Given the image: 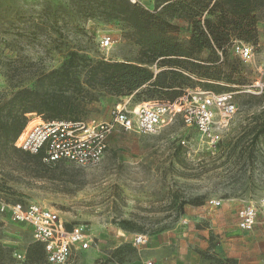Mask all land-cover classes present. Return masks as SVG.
Returning a JSON list of instances; mask_svg holds the SVG:
<instances>
[{
    "label": "rangeland",
    "instance_id": "obj_1",
    "mask_svg": "<svg viewBox=\"0 0 264 264\" xmlns=\"http://www.w3.org/2000/svg\"><path fill=\"white\" fill-rule=\"evenodd\" d=\"M101 3L0 0V98L21 87L40 89L47 73L72 58L79 66L101 59L145 61L129 25L111 11L108 0L105 6ZM139 4L150 10L156 7L154 1ZM258 17L253 47L264 59V14ZM169 20L173 25L169 34L187 44L192 29L186 17ZM103 35L113 40L108 49L98 44ZM208 53L203 50L198 57ZM228 55L238 60L231 51ZM147 66L155 72L164 68ZM84 72L85 68L82 76ZM190 77L193 86L188 90L211 91L202 86L206 79ZM260 78L264 80V75L253 64L241 62V77L235 81L242 84L217 82L224 89L211 92L231 93L236 110L219 123L220 138L213 144L176 116L155 134L114 128L94 167L39 162L13 148L1 150L0 198L50 209L65 226L83 225L93 240L88 249L74 251L71 264H169L186 247L200 256L201 264H231L216 257L225 240L235 252L247 247L264 252V218L249 231L236 225L237 211L264 196V138L253 141L264 119V103L253 93ZM81 95L90 100L81 117L97 122L109 120L118 103L131 108L147 100L117 97L90 86ZM213 199H221V206L210 207ZM122 220L130 221L134 230L122 229ZM136 234L145 235L143 244L133 243ZM32 243L27 225L0 217V264H49L27 258ZM17 253L24 258L17 259Z\"/></svg>",
    "mask_w": 264,
    "mask_h": 264
},
{
    "label": "trees",
    "instance_id": "obj_2",
    "mask_svg": "<svg viewBox=\"0 0 264 264\" xmlns=\"http://www.w3.org/2000/svg\"><path fill=\"white\" fill-rule=\"evenodd\" d=\"M153 1L156 7L150 10L131 0H108L111 11L132 29L133 39L145 52V61L101 59L79 66L72 58L68 64L47 73L46 83L42 82L40 89L21 87L0 98V152L13 148L45 162L42 154H31L14 146L26 125L27 115L83 119V107L90 101L81 95L85 86L106 90L117 97L135 95L137 99L172 102L193 86L191 75L206 79L202 86L214 92L224 89L217 84L219 81L242 84L235 81L236 76L241 77V61L230 59L228 52L234 39L255 45L258 13L264 14V0ZM101 5L105 6L106 0H102ZM173 16H185L190 23L192 33L187 44L169 34L173 27L169 18ZM203 50L209 52L208 56L198 57ZM150 64L164 68L155 72L147 66ZM259 101L264 103V90L259 94ZM259 137L264 138V119L253 141ZM120 227L134 230L128 220L120 221ZM27 250L28 259L46 260L42 243L33 241Z\"/></svg>",
    "mask_w": 264,
    "mask_h": 264
},
{
    "label": "built area",
    "instance_id": "obj_3",
    "mask_svg": "<svg viewBox=\"0 0 264 264\" xmlns=\"http://www.w3.org/2000/svg\"><path fill=\"white\" fill-rule=\"evenodd\" d=\"M143 1L153 0H131ZM112 42L109 35H103L98 40L102 49L111 47ZM230 50L242 63L253 64L260 76L264 75V59L258 57L253 45L234 39ZM254 84L253 93L260 94L264 90V80L260 78ZM231 99V93L188 90L172 102L144 100L131 108L125 103H118L111 109L109 120L98 122L84 118L45 119L31 113L14 146L31 154H42L43 161L47 163L64 161L80 167H94L103 157L107 137L114 128L139 134H155L176 116H180L187 127H193L201 138L213 144L220 138L219 123L232 116L236 110ZM221 204V199L208 202L210 207L215 208ZM0 217L27 225L33 241L43 244L49 264H71L74 251L88 249L93 240L83 225L67 228L50 209L35 203L12 202L0 198ZM259 218H264V196L257 204L250 202L237 211V228L249 231ZM144 242L145 235L134 236L135 245ZM14 255L17 259L24 258L20 253Z\"/></svg>",
    "mask_w": 264,
    "mask_h": 264
},
{
    "label": "crops",
    "instance_id": "obj_4",
    "mask_svg": "<svg viewBox=\"0 0 264 264\" xmlns=\"http://www.w3.org/2000/svg\"><path fill=\"white\" fill-rule=\"evenodd\" d=\"M235 237L236 236H232L231 238L234 239ZM192 240L195 242L196 237H193ZM228 241L229 240H225L224 243H222V246H224L223 250L217 249L216 257L229 259L231 264H264V252H262L260 249L257 253L252 251V249H250L249 247L235 252ZM199 258L200 256L197 253H193V251L190 250L189 247H186V250L183 251L181 255L179 254L175 261L179 264H201ZM175 261L170 260L169 264H173ZM217 262L223 263L220 260Z\"/></svg>",
    "mask_w": 264,
    "mask_h": 264
}]
</instances>
